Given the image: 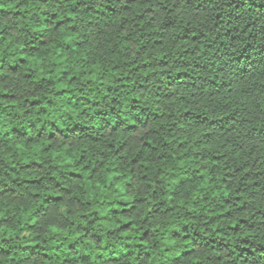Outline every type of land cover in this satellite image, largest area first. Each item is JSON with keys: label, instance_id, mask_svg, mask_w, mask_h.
<instances>
[{"label": "clouds", "instance_id": "9594fccd", "mask_svg": "<svg viewBox=\"0 0 264 264\" xmlns=\"http://www.w3.org/2000/svg\"><path fill=\"white\" fill-rule=\"evenodd\" d=\"M0 264H264V0H0Z\"/></svg>", "mask_w": 264, "mask_h": 264}]
</instances>
